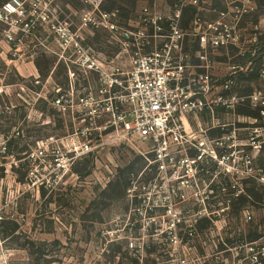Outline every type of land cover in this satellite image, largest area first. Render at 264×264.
Masks as SVG:
<instances>
[{
	"label": "rangeland",
	"instance_id": "1",
	"mask_svg": "<svg viewBox=\"0 0 264 264\" xmlns=\"http://www.w3.org/2000/svg\"><path fill=\"white\" fill-rule=\"evenodd\" d=\"M35 1L0 0V264H250L247 236L257 234V245L264 246V181L224 174L209 161L196 163L194 174L186 175L183 168L156 162L150 148L131 137L118 141L94 131L89 139H76L83 128L77 99L62 111L55 90H70L77 72L68 53L55 41L45 46L43 39L51 33V15L76 29L98 0H42L50 21L34 20L31 27L25 12ZM251 1L254 11L238 23L240 53L206 51L214 77L233 68L237 95L259 97L254 107L243 103L235 113L218 116L221 123L236 122L244 153L250 128L264 126V78L258 74L264 63V0ZM165 2L156 8L174 0ZM204 2L208 9L224 6L222 0ZM152 3L101 0L100 8L118 9L127 20ZM5 5L24 12L2 13ZM193 16V10L185 11L181 25L187 27ZM200 16L215 18L209 12ZM82 35L96 50H115L102 31L84 29ZM185 50L197 63L201 51L195 43L186 42ZM82 84L74 80L77 90ZM86 143L88 150L76 157L74 149ZM259 155L252 165L264 180V162L255 164Z\"/></svg>",
	"mask_w": 264,
	"mask_h": 264
},
{
	"label": "built area",
	"instance_id": "2",
	"mask_svg": "<svg viewBox=\"0 0 264 264\" xmlns=\"http://www.w3.org/2000/svg\"><path fill=\"white\" fill-rule=\"evenodd\" d=\"M100 2L94 1L92 8L80 16L76 29H71L66 20L58 21L55 13L50 21L45 15L49 11L45 1L32 2V11L25 12L31 27L36 22H52L44 45L55 41L63 53L69 54L76 69L70 90H55L56 104L62 111L73 102L72 98L77 99L75 110L83 128L74 137L89 139L94 131L107 133L108 138L118 141L131 137L148 146L156 162L183 168L186 175L194 174L196 163L209 161L224 174L235 172L263 182L261 171L253 168L252 160L264 145V126L250 128L249 153H244L240 150L243 145L238 141L236 122L221 123L215 116L216 110L233 114L243 103L254 107L259 97L254 93L238 96L236 70L232 68L224 77L216 78L206 56L207 50L240 51L238 23L254 11L252 1L222 0L223 9L215 10L205 8L204 0H174L171 6L160 10L156 5H166L165 0H153L152 6L134 11L127 20L122 19L118 9L102 10ZM9 9L12 8L5 5L2 13L24 12ZM35 10L42 11L43 16ZM187 10H193L194 16L183 27L182 17ZM203 12L213 13L215 18L207 22L200 16ZM84 29L104 32L115 47L114 52L108 55L86 44ZM188 41L201 51L197 63L185 50ZM258 74L264 78V63ZM78 77L83 82L79 90L74 85ZM201 112L208 115L209 122L196 129L186 127V119ZM227 128L230 129L217 137L207 135L211 129ZM87 150L86 143L73 152L78 157ZM190 150L192 157L187 156ZM202 168L201 165L199 170ZM230 187L236 185L231 183ZM260 239L249 243L250 264H262L264 260V246L257 245Z\"/></svg>",
	"mask_w": 264,
	"mask_h": 264
},
{
	"label": "crops",
	"instance_id": "3",
	"mask_svg": "<svg viewBox=\"0 0 264 264\" xmlns=\"http://www.w3.org/2000/svg\"><path fill=\"white\" fill-rule=\"evenodd\" d=\"M223 115V110H216V113H215V116L216 118L221 121L222 118L218 117V116H221ZM237 115V113H236ZM209 122V117L208 115L205 113V112H201L199 113L198 115H196L195 117L193 118H187L186 119V127H190L192 129H196L198 126H203L205 124H207ZM213 132H221L220 129H211L207 132V135L208 137L212 138V133ZM221 134V133H220ZM264 162V150H261L260 151V155L258 157V159L256 160V165H261L262 163ZM261 169V168H260ZM263 205H264V202H263ZM261 238V237H260Z\"/></svg>",
	"mask_w": 264,
	"mask_h": 264
},
{
	"label": "trees",
	"instance_id": "4",
	"mask_svg": "<svg viewBox=\"0 0 264 264\" xmlns=\"http://www.w3.org/2000/svg\"><path fill=\"white\" fill-rule=\"evenodd\" d=\"M7 142H8V145L10 146L13 141L12 142L11 141H7ZM252 193H253V191H252ZM173 227H175V229H176L177 227H181V224L178 222L177 224H174ZM259 238H260V236H258L257 234H253V233L247 236V239H249V242L257 241Z\"/></svg>",
	"mask_w": 264,
	"mask_h": 264
}]
</instances>
